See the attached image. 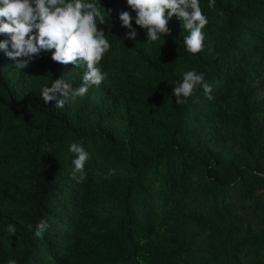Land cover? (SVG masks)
Returning a JSON list of instances; mask_svg holds the SVG:
<instances>
[{"label": "trees", "instance_id": "trees-1", "mask_svg": "<svg viewBox=\"0 0 264 264\" xmlns=\"http://www.w3.org/2000/svg\"><path fill=\"white\" fill-rule=\"evenodd\" d=\"M199 2L209 22L190 55L178 18L153 44L133 19L124 39L126 0H100L107 79L62 109L42 88L78 87L80 69L44 52L20 70L0 51V264H264V0ZM190 70L213 100L176 103ZM73 142L89 153L83 183Z\"/></svg>", "mask_w": 264, "mask_h": 264}, {"label": "clouds", "instance_id": "clouds-1", "mask_svg": "<svg viewBox=\"0 0 264 264\" xmlns=\"http://www.w3.org/2000/svg\"><path fill=\"white\" fill-rule=\"evenodd\" d=\"M126 3L131 12L119 14L121 26L129 30L124 39H137L134 19L145 31L146 44H153L161 36L172 35L169 22L176 17L188 33L184 37L186 51L191 55L203 50L205 34L202 30L209 21L202 13L199 0H126ZM215 3L216 0H209V7H214ZM106 14L111 17V10L104 8L100 0H0V35L8 37L0 41V51L17 61L14 66L20 70L44 52H51L55 63L80 69L82 82L78 87L61 77L42 88L40 99L45 104L55 101L54 107L62 109L107 79L101 61L111 44L105 31L98 27L107 23ZM199 89H203L208 100L214 99L204 74L190 70L183 73L182 82L173 88L172 95L178 105H183ZM68 151L75 157L72 179L83 183L89 153L76 142L70 143ZM28 228L32 230L31 225ZM48 228L46 221H39L35 226V237L43 239ZM7 231L12 236L17 234L15 225H9ZM8 264L17 262L10 259Z\"/></svg>", "mask_w": 264, "mask_h": 264}]
</instances>
